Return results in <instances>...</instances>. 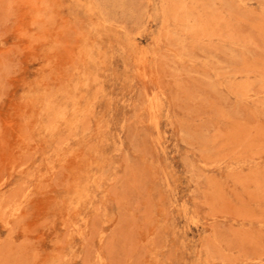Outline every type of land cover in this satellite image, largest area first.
I'll return each mask as SVG.
<instances>
[{"label":"rangeland","instance_id":"374dc122","mask_svg":"<svg viewBox=\"0 0 264 264\" xmlns=\"http://www.w3.org/2000/svg\"><path fill=\"white\" fill-rule=\"evenodd\" d=\"M0 264H264V0H0Z\"/></svg>","mask_w":264,"mask_h":264}]
</instances>
